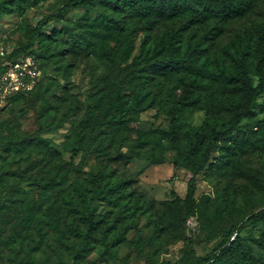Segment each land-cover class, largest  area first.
<instances>
[{
    "label": "trees",
    "instance_id": "obj_1",
    "mask_svg": "<svg viewBox=\"0 0 264 264\" xmlns=\"http://www.w3.org/2000/svg\"><path fill=\"white\" fill-rule=\"evenodd\" d=\"M29 3L0 0V10L24 11ZM262 4L264 0H61L58 11L80 10L78 20L65 21L54 31L45 29L47 19L15 29L23 42L7 59L33 55L43 75L31 92L7 97L10 103L29 102L51 69L73 84L72 59L79 55L88 63L102 62L106 73L93 95L99 98L97 110L62 145L75 153L81 142L86 153L95 147L101 166L88 176L77 175L51 141L39 137L50 128H40L31 142L15 138L7 126L2 129L7 142L0 149L12 153L11 161L4 160L9 168L0 170V249L9 257L6 264H114L122 246L141 251L147 229L153 245L183 237L193 247L187 224L203 210L195 198V178L184 198L174 194L171 201L160 202L140 188L141 174L128 167L143 162L146 169L171 153L174 169L195 177L214 169L217 151L220 168L230 167L250 149L264 152L262 123L232 142L243 120L255 115L264 93V10L257 13ZM239 21L245 24L220 45L219 37ZM36 46L38 55L32 52ZM43 92L47 104L61 99ZM81 107V101L73 105L63 123ZM150 109L167 114L169 128L138 129L141 114ZM198 113L203 118L195 124L192 117ZM15 164L19 168L13 169ZM29 183L31 190H25ZM42 191L49 195L46 208L36 199ZM222 201L232 206L233 191ZM98 205H103L100 211ZM250 219L264 225V207ZM243 223L232 225L208 254L193 253L194 264H264L243 248ZM131 233L136 235L129 238ZM252 242L264 251V234ZM93 255L100 260H92Z\"/></svg>",
    "mask_w": 264,
    "mask_h": 264
},
{
    "label": "rangeland",
    "instance_id": "obj_2",
    "mask_svg": "<svg viewBox=\"0 0 264 264\" xmlns=\"http://www.w3.org/2000/svg\"><path fill=\"white\" fill-rule=\"evenodd\" d=\"M30 1L31 3L27 4L24 11L16 7H13L11 12L0 10V47L4 46L9 52L23 42L19 34L15 33V29L20 24L29 22L35 26L39 21L47 19L45 29L54 31V29L62 28L63 22L75 21L81 16L80 10L77 9L60 13L58 8L61 6V0ZM262 10H264V4L257 13ZM97 15H99L98 12L93 13V16ZM244 24L245 21L232 24L228 32L219 37V44L222 45L232 39ZM32 52L38 55L40 51L36 46ZM72 60L75 61L73 84L66 82L55 69H51L41 80L42 90L31 97L29 102L13 104L0 97V148L7 142L6 133L2 132L6 126L14 133L15 138L26 139L29 142L40 128H50L42 131L39 137L42 140L51 141V146L61 153V157L77 169V175L88 176L92 170L101 166L95 147L86 153L84 143L81 142L77 145L79 149L75 153L64 149L62 145L67 141L72 129L97 110L94 102L99 98L93 95L104 80L106 66L102 62L88 63L90 60L84 59V55H79L78 59ZM108 86L112 89L110 85ZM48 90L61 99L47 104L43 91ZM79 101L82 103V107L78 110L79 114L69 117L63 123L65 114ZM254 112L255 115L252 118L243 120L234 133L232 142L241 140L245 133L257 128L258 123L264 124V93L258 98ZM202 118L203 113L195 114L192 117L193 123H201ZM156 128H169L168 115L165 113L158 115L154 109L142 113L138 129L150 132ZM224 143L225 141H222L219 148ZM122 150L128 152L126 147ZM33 151L35 154L36 151ZM11 155L12 153H4L0 149V170L9 168L8 162L12 160ZM171 156V153L166 154L163 163L146 169H143L145 167L143 162H133L128 168L132 173L141 174L140 188L160 202L171 201L174 194L184 198L191 179L195 178V198L203 210L200 209V213L190 219L187 224L186 236L193 241V247L190 248L183 237L169 241L163 238L161 245H153L149 242L151 232L147 229L144 231L141 251H137L131 245L122 246L114 264H123V262L126 264H194L193 253L196 256H204L211 252L223 240L222 234L227 236L229 228L241 220H244L243 224H245L240 234L245 240L243 248L252 250L255 256L264 259V251L252 242V238H259L264 234V225L255 224L250 219L264 207V152L250 149L247 153L240 155L230 167L220 168L217 164L221 153L217 151L212 158V162H215L214 169L204 170L195 177L185 170H175ZM5 157L8 159L6 163ZM3 164L5 167H2ZM16 168H19L17 164L13 169ZM122 169L125 168L122 167ZM24 187L25 190H31L30 183ZM231 191L235 200L233 207L222 201ZM36 199L39 204H45L49 201V195L43 191L38 192ZM44 204L41 205L46 208L47 205ZM102 207L103 205H98L97 210L100 211ZM146 222L144 219L142 224ZM135 235L136 233H131L129 238ZM8 258L6 252L0 249V264H6ZM91 259L100 260L96 255H93Z\"/></svg>",
    "mask_w": 264,
    "mask_h": 264
},
{
    "label": "built area",
    "instance_id": "obj_3",
    "mask_svg": "<svg viewBox=\"0 0 264 264\" xmlns=\"http://www.w3.org/2000/svg\"><path fill=\"white\" fill-rule=\"evenodd\" d=\"M9 53L4 46L0 47V97L2 99L17 92H31L43 75L35 56L8 60Z\"/></svg>",
    "mask_w": 264,
    "mask_h": 264
}]
</instances>
